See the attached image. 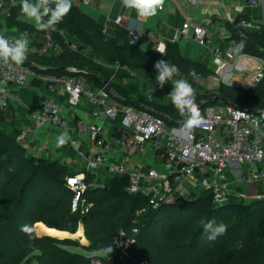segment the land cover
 <instances>
[{
	"label": "trees",
	"instance_id": "16d2710c",
	"mask_svg": "<svg viewBox=\"0 0 264 264\" xmlns=\"http://www.w3.org/2000/svg\"><path fill=\"white\" fill-rule=\"evenodd\" d=\"M237 21L235 17L229 22V48L264 57V27L261 31L243 30L245 36L240 37ZM6 24L29 29L15 13ZM60 31L78 43L77 51L63 44ZM49 34L60 43V52L50 56L33 53L25 58L46 67L49 73L82 75L91 88L111 78L109 87L116 100L147 109L168 126L182 125L187 115L178 112L168 95L161 101L154 94L148 98L145 82L155 77L153 64L165 59L183 75L213 74L202 63L181 56L171 42L162 56L151 45L145 50L130 45L127 30L122 27L112 39H105L102 25L74 4ZM240 42L244 47L236 50ZM64 66L77 71L61 69ZM134 77L141 84H130ZM171 89L168 87L167 92ZM195 102L199 113L205 106L226 102L264 110V75L254 87L220 83L213 91L195 92ZM11 110L9 101L0 108V264H92L93 260L100 264H264V198L231 197L218 206L208 192L200 191L192 200L177 197L172 203L152 208L145 196L128 193L127 176L84 171L85 182H95L82 196L88 209L71 211L72 192L65 178L80 170L27 151L17 139L21 131L13 114L11 119ZM113 122L118 124L119 118ZM209 219L227 225L225 234L211 242L202 230V223ZM78 221L87 245L77 239L38 233L40 224L47 230L74 233Z\"/></svg>",
	"mask_w": 264,
	"mask_h": 264
},
{
	"label": "built area",
	"instance_id": "2783aa9c",
	"mask_svg": "<svg viewBox=\"0 0 264 264\" xmlns=\"http://www.w3.org/2000/svg\"><path fill=\"white\" fill-rule=\"evenodd\" d=\"M76 1L83 4L92 2ZM186 1L192 5L198 3V0ZM248 1L255 5L264 0ZM161 8L162 6L159 9ZM14 13L17 17L24 16L20 10V0H0V26L1 22L10 19ZM226 19L232 22L234 17L227 13ZM120 21L119 15L114 18V23L119 24ZM247 24V21L239 20L236 26L243 29ZM191 25L189 20L185 21L178 35L186 37ZM49 30L44 32L41 46L31 48L29 52L47 56L60 52L61 45L51 38ZM21 33L27 37L32 35L27 29H23ZM59 34L68 49L78 50L76 41H68L62 31ZM145 36L150 40L154 38L151 32H147ZM239 36H245L242 30L239 31ZM127 38L130 45L137 46L140 36L127 29ZM193 38L200 44L207 43L205 30L201 26H193ZM157 48L159 47L155 46ZM214 53L217 57V52ZM235 56L233 64L221 60L217 62L215 79L230 82L235 73L244 72L250 76L249 81L244 86L238 83V86L254 87L263 78L264 57L239 52ZM117 68L116 65L115 70ZM45 70L46 67L43 66L33 68L23 62L16 64L0 60V108L5 107L11 98L10 86L24 87L33 80L38 81L47 92L61 90L70 111L79 107L84 100L92 120L89 123L80 119L73 124L68 123L59 102L46 97L39 101L34 124L36 127H56L63 132L67 131L68 143L72 147L82 142L83 135L87 136L88 143L101 145L102 149L97 153L78 151L83 157L85 171L93 172L103 168L108 176H127L128 193L145 196L152 208L182 197L177 193L180 187H185L188 191L193 189L196 192H208L212 203L218 206L231 197L264 198V110L253 111L229 102L208 105L200 112V123L188 130L183 124L168 126L160 116L147 109L107 103L110 97L116 98L108 91L111 78L103 80L100 86L91 88L82 75H56ZM68 71L76 73L77 70L69 67ZM176 75L178 72L174 74ZM117 118L119 123L115 124L113 121ZM110 124L113 125L112 129H106ZM17 139L25 142V133L20 132ZM147 151L152 153L154 163L139 167L133 156L139 158L140 154ZM156 164L161 167H156ZM93 183L95 182H85V173L65 178V185L72 192L71 211L78 208L82 212L87 211L88 207L83 206L82 196ZM252 186L256 190L249 192L248 188ZM242 187L246 189V193L240 189ZM132 232L135 233L136 230L132 229ZM92 264H100V261L93 260Z\"/></svg>",
	"mask_w": 264,
	"mask_h": 264
},
{
	"label": "crops",
	"instance_id": "0c3cea01",
	"mask_svg": "<svg viewBox=\"0 0 264 264\" xmlns=\"http://www.w3.org/2000/svg\"><path fill=\"white\" fill-rule=\"evenodd\" d=\"M72 4L77 6L81 12L102 25V32L105 39H112L115 36L116 30L122 27L139 34L140 39L138 48L141 50H145L149 45H151V48L154 50L155 46L159 48L163 46L165 50L168 42L176 44L181 56L198 61L213 71V74L208 77H202L200 75H183L180 72H178V75L173 76V80H189L195 92H201L203 90L213 91L220 83H223L215 79V66L217 62H220L219 60L226 61L225 58L228 53L235 56L236 52H238L233 51L228 46L227 38L230 37L232 29L226 19L227 13H230L234 18H238V21H247L248 24L244 26L243 29L236 26L237 32L240 30H244V32L261 31L264 27V1L252 5L248 0H198L196 5H192L186 0H163L162 8L158 9L155 15L147 18L139 16L135 9L126 7L123 4V0H92L90 4H83L76 0H72ZM118 15L121 17V21L119 24H116L114 23V18ZM17 19L25 23V25L29 27V29H26L32 33L31 37L29 36L30 38H27L29 46L26 55H30L32 53L29 52V49L39 48L41 46L44 32L41 33L38 31L34 27V22L25 15L24 17H17ZM187 20H189L192 25L187 32V36L180 37L178 35L180 27ZM195 25L204 28L205 39L207 40L206 44H200L193 38V26ZM21 31V29H18L14 25H7L6 21L1 22L0 35H5L9 40H14L22 34ZM147 32L153 33L154 38L152 40L145 36ZM67 39L68 41L74 40L69 37ZM214 51L217 52V57ZM250 66H252V64H250ZM249 69H251V67H249ZM233 77L235 78L233 79ZM233 77L231 78L230 84H225L238 86V83H240L244 86L248 83L250 78V76L244 72H237ZM163 86L167 95L170 96L167 92V88L172 86L171 83L166 80ZM10 91L11 98L9 103L12 107L10 112L11 119L13 114V117L18 123L19 130L25 133L24 146L29 147V150L33 149L32 153L40 155L44 154L38 153L37 150L44 149L47 151V155L44 156L57 159L71 169L80 170L78 174L84 173L85 169L83 167V162L82 165L77 166L74 160L76 152L68 142L61 147L56 146L57 136L63 132L60 128H44V131H46L45 138L43 141L39 142L40 144L38 146H35L36 141H39V136L36 135L39 127H36L34 124V114L39 101L43 98L50 97L57 100L60 106L66 108L65 115L63 116L68 123L73 124V122L78 119L85 123H89L92 120L85 101L82 100L79 107L70 111L65 104L64 94L61 90L58 89L55 92H47L36 80L31 81L24 87L10 86ZM149 92H151L152 95L154 94L153 89L149 90ZM111 98L109 103L115 104L114 100H116V98ZM112 127L113 125L110 124L106 126V129H112ZM50 136L53 137L54 144L47 146L46 142H49ZM78 145V151H88V140L83 139ZM95 173L103 175L105 171L103 168H99ZM248 190L249 192H254L256 189L252 186L248 188ZM189 192L195 194L196 191L190 189Z\"/></svg>",
	"mask_w": 264,
	"mask_h": 264
},
{
	"label": "clouds",
	"instance_id": "9594fccd",
	"mask_svg": "<svg viewBox=\"0 0 264 264\" xmlns=\"http://www.w3.org/2000/svg\"><path fill=\"white\" fill-rule=\"evenodd\" d=\"M123 4L128 8L135 9L139 16L147 18L157 13L163 0H123ZM71 7L72 0H20L21 12L34 22V27L38 31L49 30L59 24ZM28 46V39L24 34H20L11 42L5 35H0V60L20 64L25 60ZM243 47V42L235 45L236 50ZM155 50L163 56V46ZM153 67L156 69L155 82L157 86L162 87L166 80L171 83L170 101L181 115H187L184 128L191 130L196 127L200 123V113L195 102V90L192 83L187 79L173 80L177 68L174 64L166 62L165 59L157 60ZM68 139L67 131L61 132L57 136L56 146L65 145ZM202 230L205 239L211 242L225 234L227 225L209 219L202 223ZM108 251H111L110 247Z\"/></svg>",
	"mask_w": 264,
	"mask_h": 264
},
{
	"label": "rangeland",
	"instance_id": "374dc122",
	"mask_svg": "<svg viewBox=\"0 0 264 264\" xmlns=\"http://www.w3.org/2000/svg\"><path fill=\"white\" fill-rule=\"evenodd\" d=\"M24 17V16H23ZM28 39H29V37H27ZM74 42H75V40H74ZM33 54V53H32ZM37 54V53H36ZM226 59V61L225 62H229V63H233L234 62V60L236 59V57L233 55V54H230V53H228V55H227V57L225 58ZM134 79H136L135 77L133 78V79H131L129 82H130V84H137V85H139V84H141V81L140 80H142L141 78H140V83H136V81L134 80ZM132 82V83H131ZM214 82V81H213ZM146 83V89H147V96L149 97V96H152V93L151 92H149V90H152L153 89V92H154V97H156L157 96V99L158 100H162L163 98H164V95H166L167 96V93H166V91L164 90V86H162V87H160V86H156V82H155V77L152 79V78H150V79H148L147 78V81L145 82ZM223 83H227V81L226 82H223ZM129 84V83H128ZM168 84V83H167ZM169 85V84H168ZM112 98L110 97L108 100H107V103H109V100H111ZM114 102H115V104L116 105H118V106H120V107H123L124 106V104L121 102V101H118V100H114ZM8 105H7V107H6V110H8ZM65 110H66V108L64 107V106H61V111H62V114L63 115H65ZM89 119V118H88ZM8 121V120H7ZM45 129H44V127H39V130H37V133H36V135L37 136H39V141L37 140L36 141V144H35V146H38L40 143V141H43L44 140V138H45V132L46 131H44ZM83 139L84 140H88L87 139V136L86 135H83ZM25 140V139H24ZM19 142H20V144L24 147V148H26V150L27 151H30V152H32L33 151V149H31V150H29V147H26V146H24V141L23 140H18ZM47 143V146H49V145H53L54 144V142H53V137L52 136H50V139H49V142H46ZM34 146V147H35ZM73 148V150L76 152V154H75V158H74V160L76 161V164H77V166H80V165H82V162H83V157L81 156V155H79L78 154V148H79V145L78 144H76L75 146H73L72 147ZM101 145H99V144H96V143H89V146H88V153H90V154H93V153H97V152H100L101 151ZM37 152L38 153H43L44 155H47V151L46 150H41V149H38L37 150ZM53 157V156H52ZM133 158L135 159V161H136V164L140 167V166H142V165H152L154 162H153V156H152V153H150L149 151H147V152H145V153H143V154H140L139 155V158H137L136 156H133ZM156 167H161V165L160 164H156L155 165ZM243 192H245L246 193V189L245 188H240ZM177 193H178V195H180V196H182L185 200H192L193 198H194V195L195 194H193V193H191V192H189L188 190H186V188L185 187H180V188H178V190H177ZM81 222L80 221H78V224H77V226H79V224H80ZM82 224V223H81ZM39 226V225H38ZM38 228V233H40L41 231L39 230V227H37ZM42 228H44V227H41V229ZM82 228H83V226H82ZM48 228H46L45 229V231L47 230ZM33 230H34V232H35V234L36 235H38L37 233H36V230L33 228ZM53 230V229H52ZM63 232V231H62ZM67 232V231H66ZM68 233H70V232H68ZM84 233V232H83ZM41 234V233H40ZM43 235V234H42ZM39 236V235H38ZM41 236V235H40ZM78 240V239H77ZM79 241V240H78ZM80 242V241H79ZM81 243V242H80ZM82 244V243H81ZM88 244V241H87V243L86 244H82V245H87Z\"/></svg>",
	"mask_w": 264,
	"mask_h": 264
},
{
	"label": "bare ground",
	"instance_id": "6f19581e",
	"mask_svg": "<svg viewBox=\"0 0 264 264\" xmlns=\"http://www.w3.org/2000/svg\"><path fill=\"white\" fill-rule=\"evenodd\" d=\"M235 77H233L234 79ZM41 226L43 225H39V230L47 235V236H51V237H57V238H72V239H78L82 244H86L87 240L86 237L84 236L83 233V228H82V224L80 223L79 226H77L76 231L73 234H70L68 232H59V231H52V230H46L44 228L41 229Z\"/></svg>",
	"mask_w": 264,
	"mask_h": 264
},
{
	"label": "water",
	"instance_id": "95a60500",
	"mask_svg": "<svg viewBox=\"0 0 264 264\" xmlns=\"http://www.w3.org/2000/svg\"><path fill=\"white\" fill-rule=\"evenodd\" d=\"M23 63H25V64H29V65H31L32 67H38V65H36L34 62H32V61H30V60H28V59H25L24 61H23ZM61 69H63V70H68V67H61ZM102 82H103V80H102ZM228 84H230V82H227ZM108 91L110 92V93H112V94H114L112 91H111V88L110 87H108ZM214 99H217L216 97H214L213 98V100ZM184 124V123H183ZM37 223H41V222H37ZM37 223H35V224H37ZM35 224L33 225V228L35 229ZM45 225V224H44ZM70 234H73V233H70ZM38 236V235H37ZM41 236H47V235H45V234H43V235H41ZM50 237V236H49Z\"/></svg>",
	"mask_w": 264,
	"mask_h": 264
}]
</instances>
